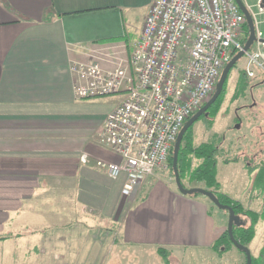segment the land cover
Returning <instances> with one entry per match:
<instances>
[{
	"label": "crops",
	"instance_id": "0c3cea01",
	"mask_svg": "<svg viewBox=\"0 0 264 264\" xmlns=\"http://www.w3.org/2000/svg\"><path fill=\"white\" fill-rule=\"evenodd\" d=\"M153 1L0 0V264H185L179 249L188 264H210L234 254L213 248L229 213L181 193L168 167L124 195L126 175L95 164L118 160L101 139L126 94L77 100L71 61L94 45L129 55ZM217 180L254 210L253 182L242 195Z\"/></svg>",
	"mask_w": 264,
	"mask_h": 264
},
{
	"label": "built area",
	"instance_id": "2783aa9c",
	"mask_svg": "<svg viewBox=\"0 0 264 264\" xmlns=\"http://www.w3.org/2000/svg\"><path fill=\"white\" fill-rule=\"evenodd\" d=\"M242 1L258 46L246 53L253 77V66L264 63V7L262 0L257 7ZM245 23L235 0H154L129 55L121 44L94 45L71 61L77 100L126 94L107 115L101 139L118 160L95 162L112 179L126 175L124 195L167 167L185 123L210 100L225 65L243 50ZM81 161L91 162L87 154Z\"/></svg>",
	"mask_w": 264,
	"mask_h": 264
},
{
	"label": "rangeland",
	"instance_id": "374dc122",
	"mask_svg": "<svg viewBox=\"0 0 264 264\" xmlns=\"http://www.w3.org/2000/svg\"><path fill=\"white\" fill-rule=\"evenodd\" d=\"M249 4L257 7L259 0H247ZM262 20L264 21V14L262 15ZM264 31V24L262 25ZM243 36V35H242ZM256 43L250 48L251 50L257 49ZM263 52V49L261 50ZM256 52V51H254ZM253 52V53H254ZM252 53V52H251ZM249 57L245 55L242 57L230 71L227 85L225 87L224 101L216 117L211 118L210 114L202 116L198 121H196L192 126L194 134V142L196 146L202 143H208L211 140L216 141V145L220 148L221 153L217 157L218 159V172L220 174V182L226 188L230 185L234 188V184L230 183L237 182V191L239 194L245 195L249 185L254 181L257 169L253 170L252 166H257L258 163L264 161V153L259 151H264V63L253 66V72L255 73V78L247 79V82L251 83V87L248 88L244 93V97L233 100L234 93L236 90H240L246 81L244 75L247 69ZM261 63V61H260ZM245 69V70H244ZM247 73V71H246ZM248 76V75H246ZM212 122V124H210ZM239 124L240 127L237 129L236 125ZM183 143V141H182ZM184 145V144H183ZM182 146V144H181ZM195 159L191 162V171H193L198 166V160L193 155ZM240 159L239 163L236 162H226L232 159ZM249 166L248 168H246ZM167 167L168 163H167ZM179 168V167H178ZM170 169V168H169ZM179 170V169H178ZM183 170V169H182ZM251 171V172H250ZM253 171V172H252ZM180 173V172H179ZM172 174V173H171ZM174 183L176 184L175 175ZM192 177L193 174H192ZM190 176L186 177L183 185H188L187 182L192 181L193 178ZM192 179V180H191ZM183 181V180H181ZM197 182V181H196ZM200 183V182H199ZM203 186V183H200ZM252 185V184H251ZM177 187V184L175 185ZM205 186V185H204ZM228 186V187H230ZM235 190V189H234ZM202 196V195H200ZM243 196L242 198H244ZM255 204L251 202L249 206L254 208V211H260L263 206V201L261 199ZM213 205V204H212ZM215 205V204H214ZM216 206V205H215ZM249 209L250 207L247 206ZM251 210V209H250ZM241 219V218H240ZM243 220V218H242ZM264 246V221H261L257 225V233L255 239L248 246L253 258H257L260 255L261 249ZM234 254L224 253L219 254L215 257L210 264H245V254L238 250L236 247H231ZM229 249V250H230ZM184 249H179L178 252L179 259H182L185 264L188 261L182 258ZM226 250L225 252H227ZM197 257L195 256V259ZM194 259V260H195ZM235 259V260H234ZM187 261V262H186ZM215 261V262H214ZM242 262V263H241ZM182 263V261H181ZM193 264L196 261H193ZM205 264V263H203Z\"/></svg>",
	"mask_w": 264,
	"mask_h": 264
},
{
	"label": "trees",
	"instance_id": "16d2710c",
	"mask_svg": "<svg viewBox=\"0 0 264 264\" xmlns=\"http://www.w3.org/2000/svg\"><path fill=\"white\" fill-rule=\"evenodd\" d=\"M248 37H249V27L246 21L244 25V33H243L242 40H241L243 45H245V43L247 42ZM251 51H254V50H251ZM236 54L237 53H235L233 56H235ZM244 74L248 75V73H246V70ZM246 75H244L246 77V81L244 85L241 87L240 90L235 91L236 93H234V96L232 98L233 100H237V99L244 97L245 91H247L248 88L251 87V83L247 82V79L256 77L255 74L253 77L249 75L246 76ZM227 81H228V78H227ZM227 81L225 83L222 94L219 96L217 101L208 110V113L210 114L211 118L216 117L219 110L221 109V106L224 101L225 87L227 85ZM212 122L213 121H211L210 124H212ZM192 127L193 126H190L188 128L183 138V143L179 151V157H178V167L179 168L178 169L180 172V178L181 180H183L182 182H184L186 177L190 175L192 177V174H193L194 177H192L193 178V180L191 179L192 181L203 183L206 189L212 191L217 197V199L222 204L231 206L234 209L235 215L239 216L241 220L243 218L242 221L244 222L243 225L233 226V236L240 244L249 246L256 237L258 223L261 221H264V161L261 164L258 163L256 167L255 166L251 167V168H254L253 170L257 169V173L253 181V188L251 191V196L253 195L254 197H257L263 201L262 209L258 212V211L250 210L244 207L242 203L232 200L231 198H229L228 195L221 192V185L217 180V173H218L217 157L221 153L220 148L215 144L216 141L214 139L209 141L208 143H202L196 146L194 142V134H193ZM194 154H195L196 159L198 160L197 161L198 166L193 171H191V162H192V159H195L193 156ZM173 155H174V149L171 151L169 161H168V166L170 168L172 175L174 176ZM239 160H240L239 158L238 159L234 158L232 159V161L228 160L226 162L228 163L239 162ZM248 166L246 164V168ZM249 169H250V166H249ZM193 195L199 196L202 194L195 193ZM224 211L228 213L227 210H224ZM4 239L5 237H2L0 238V241ZM231 247H235V246L231 242L227 230L221 235V237L216 241V243L213 246V248L218 251H221L224 249L229 250ZM160 253L163 255L164 260H167L170 255V253L164 249H161ZM245 264H247L246 256H245ZM253 264H264V246L261 249L259 257L253 258Z\"/></svg>",
	"mask_w": 264,
	"mask_h": 264
},
{
	"label": "water",
	"instance_id": "95a60500",
	"mask_svg": "<svg viewBox=\"0 0 264 264\" xmlns=\"http://www.w3.org/2000/svg\"><path fill=\"white\" fill-rule=\"evenodd\" d=\"M236 4L239 6L240 10L243 12V14L246 17V21L249 27V37L247 42L245 43L243 50L238 52L235 56H233L231 58V60L225 65L221 76L219 78V81L217 83L216 86V90L214 92V94L212 95V97L210 98L209 101H207V103H205L201 109L195 113L184 125V127L182 128L177 142L175 144L174 147V155H173V168H174V175H175V180H176V184L178 189L181 191V193L185 194V195H193L195 193H199L202 194L204 196H207L212 203H214L218 208L223 209V210H227L229 213V220H228V235L230 237L231 242L233 243V245L240 251H242L245 256H246V260H247V264H253V256L252 253L249 249L248 246L242 245L240 244L235 237L233 236V226L234 225H243L244 222L240 219L239 216L235 215L234 209L229 206V205H224L222 204L217 197L215 196V194L210 191L207 190L205 188H200V187H195V188H190L187 189L185 188V186L183 185L181 178H180V173L178 170V157H179V151L181 148V144L183 141V138L188 130V128L190 126H192L196 121H198L203 115H207L208 114V110L210 109V107L217 101V99L219 98V96L222 94L223 90H224V86L225 83L227 81V78L229 76L230 71L232 70V68L234 67V65L242 58L246 55V53L249 52L250 48L253 46L254 42H255V26H254V21L253 18L251 16V14L249 13V10H247V8L245 7L244 3L242 0H235ZM261 6L264 7V0L261 1ZM240 127L239 124L236 125V128L238 129Z\"/></svg>",
	"mask_w": 264,
	"mask_h": 264
},
{
	"label": "flooded vegetation",
	"instance_id": "af4514ba",
	"mask_svg": "<svg viewBox=\"0 0 264 264\" xmlns=\"http://www.w3.org/2000/svg\"><path fill=\"white\" fill-rule=\"evenodd\" d=\"M186 188V187H185Z\"/></svg>",
	"mask_w": 264,
	"mask_h": 264
}]
</instances>
